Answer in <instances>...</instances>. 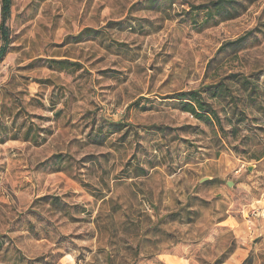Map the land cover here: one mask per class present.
Listing matches in <instances>:
<instances>
[{
    "label": "rangeland",
    "instance_id": "374dc122",
    "mask_svg": "<svg viewBox=\"0 0 264 264\" xmlns=\"http://www.w3.org/2000/svg\"><path fill=\"white\" fill-rule=\"evenodd\" d=\"M12 2L0 264H264V0Z\"/></svg>",
    "mask_w": 264,
    "mask_h": 264
},
{
    "label": "trees",
    "instance_id": "16d2710c",
    "mask_svg": "<svg viewBox=\"0 0 264 264\" xmlns=\"http://www.w3.org/2000/svg\"><path fill=\"white\" fill-rule=\"evenodd\" d=\"M220 4L221 3H217L214 7L219 8ZM12 5V0H1L0 39L3 45L0 47V63L4 60L12 42L9 29L7 28V23L12 14ZM176 100L182 102L184 104V110L191 113L194 118L204 123H212L218 127L221 132H224L219 113L216 109H213L211 104L203 100V96L199 91L178 94Z\"/></svg>",
    "mask_w": 264,
    "mask_h": 264
},
{
    "label": "crops",
    "instance_id": "0c3cea01",
    "mask_svg": "<svg viewBox=\"0 0 264 264\" xmlns=\"http://www.w3.org/2000/svg\"><path fill=\"white\" fill-rule=\"evenodd\" d=\"M56 72V71H55ZM57 72L60 73V75L62 76V74L64 75V68L62 66H60L59 68H57ZM19 137V132L14 131V135L13 138ZM25 140L26 141H32L33 140V135H32V131H26V133L24 134Z\"/></svg>",
    "mask_w": 264,
    "mask_h": 264
},
{
    "label": "built area",
    "instance_id": "2783aa9c",
    "mask_svg": "<svg viewBox=\"0 0 264 264\" xmlns=\"http://www.w3.org/2000/svg\"><path fill=\"white\" fill-rule=\"evenodd\" d=\"M258 215H259V213H258L257 211H255V210H253V211L251 212V216H252V217H258Z\"/></svg>",
    "mask_w": 264,
    "mask_h": 264
},
{
    "label": "water",
    "instance_id": "95a60500",
    "mask_svg": "<svg viewBox=\"0 0 264 264\" xmlns=\"http://www.w3.org/2000/svg\"><path fill=\"white\" fill-rule=\"evenodd\" d=\"M229 187H231V184H229Z\"/></svg>",
    "mask_w": 264,
    "mask_h": 264
}]
</instances>
